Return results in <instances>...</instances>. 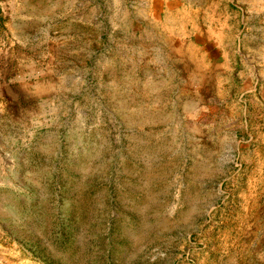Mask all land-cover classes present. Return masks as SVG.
<instances>
[{
	"label": "rangeland",
	"instance_id": "rangeland-1",
	"mask_svg": "<svg viewBox=\"0 0 264 264\" xmlns=\"http://www.w3.org/2000/svg\"><path fill=\"white\" fill-rule=\"evenodd\" d=\"M0 264H264V0H0Z\"/></svg>",
	"mask_w": 264,
	"mask_h": 264
}]
</instances>
